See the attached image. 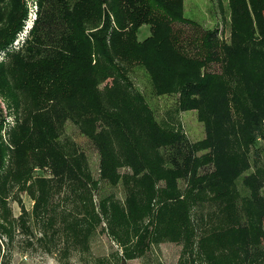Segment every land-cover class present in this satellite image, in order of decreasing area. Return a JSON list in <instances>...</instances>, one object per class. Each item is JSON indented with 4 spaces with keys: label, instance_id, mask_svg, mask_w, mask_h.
Segmentation results:
<instances>
[{
    "label": "trees",
    "instance_id": "16d2710c",
    "mask_svg": "<svg viewBox=\"0 0 264 264\" xmlns=\"http://www.w3.org/2000/svg\"><path fill=\"white\" fill-rule=\"evenodd\" d=\"M11 2L6 20L0 11V50L17 46L0 61V94L16 124L0 135V217L7 181H27L39 167L51 174L34 180L44 201L50 181L73 190L121 184L125 200L101 205L110 229L182 243L185 263L264 264V169L252 159L264 138V0H229L228 39L218 29L195 32L194 48L175 28L191 23L182 0H36L21 44L27 4ZM144 26L150 34L141 40ZM132 65L146 69L156 93L177 91L182 110H198L201 147L156 120L126 73ZM66 120L99 152V180L65 151Z\"/></svg>",
    "mask_w": 264,
    "mask_h": 264
},
{
    "label": "rangeland",
    "instance_id": "374dc122",
    "mask_svg": "<svg viewBox=\"0 0 264 264\" xmlns=\"http://www.w3.org/2000/svg\"><path fill=\"white\" fill-rule=\"evenodd\" d=\"M12 3L11 0L0 3V11L5 13L4 20L13 8ZM26 4L25 26L18 32L15 43L19 41L21 44L29 36L36 15V0H26ZM181 9L191 23H176L175 28L185 29L191 39V48L195 46L196 41L193 42L194 37L191 38L195 32L199 36L200 32L218 29L220 36L228 39L229 0H182ZM149 34V27L144 26L138 36L142 40ZM10 48L0 50V61H4ZM126 68L134 89L143 96L156 120L166 128L185 134L201 147L205 125L198 110H182L177 91L156 93L150 75L143 66ZM8 106V100L0 94V109L5 119V127L0 130V135L4 140L7 138L6 124L10 127L16 124V114ZM60 141L65 151L82 157L84 168L94 180H99V152L73 121L66 120L61 124ZM203 152L200 149L199 154ZM252 157L253 165L264 169V138L259 137L254 141ZM31 174L32 178L27 181L16 183L9 180L6 183L2 195L5 209L0 217L5 229L0 231V264H120L123 259L127 264H206L198 260L193 262L191 256H186L188 263H185L182 243L168 239L150 241L142 238L138 231L124 226H118L116 232L112 231L106 216L102 215L101 205L106 197L109 198L105 201L108 207L113 201L125 200L121 184L111 185L100 181L97 185H76L73 190L70 185L50 181L43 187L44 201L39 199L40 184L34 180L36 177L49 178L51 174L39 167L34 168ZM241 181L242 177L238 184L244 190ZM262 193L264 195V189ZM147 222L146 217L143 227ZM118 233L123 235L122 239ZM126 250L131 257L126 255Z\"/></svg>",
    "mask_w": 264,
    "mask_h": 264
}]
</instances>
